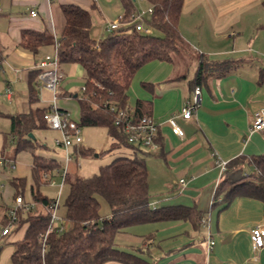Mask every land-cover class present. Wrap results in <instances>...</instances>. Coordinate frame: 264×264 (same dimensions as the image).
<instances>
[{"label":"crops","instance_id":"crops-1","mask_svg":"<svg viewBox=\"0 0 264 264\" xmlns=\"http://www.w3.org/2000/svg\"><path fill=\"white\" fill-rule=\"evenodd\" d=\"M263 1L219 0L217 13L209 17V40L199 44L203 48L199 52L209 60H235L238 64L224 74H212L203 81L194 116L189 120L178 118V124L185 132L184 137L175 134L166 120L180 109L185 100L193 98L192 80L199 58L193 59L192 65L187 68H179L176 60L169 62L156 59L143 65L137 71V76L136 72L128 90V106L134 109L137 102L141 101L142 111L162 123L159 132L161 148L156 156L164 162L167 178L162 182L159 192H151L149 174L150 205H184L194 211L186 218L130 225L117 233L115 243L118 247L138 252L154 264H264V247L254 252L251 239L252 228L264 223V202L248 194H239L227 201L225 190L218 191L227 171L220 165L221 161L229 164L240 158L244 175L251 177L256 172L253 157L264 154V132L249 129L255 112L264 109ZM0 2V157L15 163V167L6 164L0 165V169L22 171L8 177L11 190L8 188L7 192L12 191L15 199L17 195L10 180L15 176L24 177L28 185V176L24 171L30 169L31 187L34 159L29 151L16 152V145L10 152H5L9 142L17 141L11 134L10 115L37 108L51 109L52 94L40 88L37 64L44 53H55L65 25L62 5L74 3L89 9L93 21L100 20L105 25L101 27L102 33H105V27L109 33L108 23L118 19L124 8L120 0L114 4L109 15L102 0ZM34 9L37 11L35 16L31 14ZM224 13L227 14L225 21V16L222 17ZM45 29L52 32L53 42L41 46L37 52L25 46L24 31ZM108 33L100 38H96L95 34L92 36L99 40ZM182 34L189 43L190 38H186L184 32ZM194 41L195 38L191 40ZM200 43H203V39ZM61 63L64 65L63 71L67 65L70 66V76L74 77L80 72L77 62H60L59 68ZM9 87L12 90L10 94L7 93ZM32 88L38 96L36 102L30 101ZM79 88L74 83L61 86L58 99V105L69 110L77 121L80 119ZM32 133L38 141L43 142L44 147L53 151L43 152L39 149L37 152L60 163L54 173L47 175L49 184L55 185L56 181L52 177L56 171L61 174L56 168L63 166L66 158V150L54 142L60 132L46 124ZM56 149L61 150L62 154L59 155ZM77 151L78 145H75L71 154L78 155ZM71 164L72 160L68 165V174L77 175L80 163H73L75 170L70 172ZM232 173L233 170H230L226 176ZM1 174L4 176L3 172ZM181 178L186 179L184 184L180 182ZM3 186L1 184L0 189ZM62 187L63 182L58 185L59 189ZM3 196L4 193L0 192V197ZM24 197L26 201L30 200L25 194ZM7 207L10 206L0 202V225ZM196 213L200 216L195 218L193 215ZM106 216L110 217V214ZM204 218L205 223L202 222ZM27 226L25 224L13 231L8 241L14 243L23 238ZM209 238L215 240L211 250L207 248ZM104 264L125 263L111 260Z\"/></svg>","mask_w":264,"mask_h":264},{"label":"trees","instance_id":"trees-1","mask_svg":"<svg viewBox=\"0 0 264 264\" xmlns=\"http://www.w3.org/2000/svg\"><path fill=\"white\" fill-rule=\"evenodd\" d=\"M120 1L124 8L122 21L126 24L109 31L99 40L92 36L91 11L78 4H63L65 25L57 45L59 62H77L86 71L85 88L78 97L79 124L104 126L114 140L130 145L121 126L116 123V113L118 108L129 107L128 90L136 72L152 60L174 62L175 55L190 46L180 30L184 0H148L153 6V12L145 18V24L152 29L149 33L136 27L134 16L139 9L134 0ZM23 42L37 52L41 46L53 42V34L49 29L26 30ZM198 62L192 80L193 91L196 86L201 87L210 75L224 74L238 64L235 60H209L203 53H200ZM37 99L32 88L30 101L36 102ZM48 110L37 108L10 115L11 134L17 139L16 152L26 150L33 155V183L30 188L35 202L32 208L17 211L13 231L25 224L28 226L23 238L14 242L12 264H104L111 260L125 264H154L138 252L118 247L115 243L117 233L133 224L190 217L194 210L184 205H150L149 173L144 156H115L94 176L67 173L65 182L69 183V192L65 200L66 212L63 220L50 228L51 204L55 198L44 195L40 187L49 182L48 173H54L60 163L40 155L37 149L43 143L29 136L30 132L46 125L40 117ZM142 110L141 101L132 109L137 118L150 115ZM79 151L82 154L93 153L90 148ZM252 160L256 172L251 177L244 175L240 158L229 162L218 187L219 193L225 190L227 201L239 194H248L264 202V154ZM230 170L233 173L226 176ZM10 183L16 195H24L26 178L15 176ZM102 198L110 206V217L101 216ZM8 209L2 217L1 226L11 221ZM193 216L200 215L196 213Z\"/></svg>","mask_w":264,"mask_h":264},{"label":"rangeland","instance_id":"rangeland-1","mask_svg":"<svg viewBox=\"0 0 264 264\" xmlns=\"http://www.w3.org/2000/svg\"><path fill=\"white\" fill-rule=\"evenodd\" d=\"M100 2V0H98ZM118 0H102V3L106 5L108 10L106 11V14L109 15V12L113 10L114 4H117ZM136 7L140 11H146L148 7L150 6V3L148 0H135ZM219 0H184V5L182 9L181 14V21H180V27L181 31L184 32V36L186 38H190L189 47H184L181 52L176 56V63L179 68H182L184 66L185 68L189 67L193 59L200 58V52L199 49L202 48V46L199 44H205L207 40H209V22L211 19L209 17L211 15H214L217 13V7H218ZM231 9L229 8L228 11ZM150 14L147 12L144 14L145 18H149ZM227 19V14L224 13L222 17ZM97 18V17H96ZM110 19L109 17H107ZM93 21L92 26V35L95 34L96 38H100L108 31H106L105 27V33H102L101 27L104 24L100 20ZM94 27L96 30L94 31ZM108 30V29H107ZM195 38L194 42H191L192 39ZM203 39V43H200ZM189 40V39H188ZM192 43V44H191ZM203 49V48H202ZM46 54H54V51L44 53ZM71 65V64H70ZM63 63L60 65V71L65 74L66 76L61 80L59 83V87H64L68 83H74V85H77L79 88L80 94L83 91L84 81L86 78V71L82 65H80V72L75 74V76H70L68 73V68L70 66H66L65 70H62ZM68 74V75H67ZM83 75V77H82ZM138 75V72L136 76ZM36 136V135H35ZM81 136L84 137L81 144L78 145V149L81 148H90L93 150V153L91 154H82L80 151L79 155L73 154L72 164L70 167V172H72L74 169L73 163H80V165L77 168V172L81 176H94L100 171V168L111 162L112 159L115 156L118 155H130V156H144L146 158V162L148 165V173L150 174V185H151V192H155V190L158 191L159 188L162 186V182L165 181L166 172L164 168V162L161 160V158H158L156 156V153L158 151H150L144 147L140 149H136L132 145H128L125 143H119L118 141L114 140L108 133V130L104 126H89V125H81ZM43 143V142H42ZM119 143V144H118ZM16 145V140L9 142L5 147V152H10L13 147ZM75 146V145H74ZM74 146L70 147V150L73 151ZM43 152H53L52 149H48L46 147H39L37 150ZM64 150V148H62ZM57 153L59 155L62 154V151L59 149H56ZM64 167V164H63ZM62 167V168H63ZM69 170V168H68ZM1 172L4 173V176H2ZM22 171H19V169L14 170H4V168L0 169V183L3 184V188H1L0 192L4 193L3 197H0V202L6 203L10 207H15V199L13 192L11 193L7 192V189L11 188L9 187V176L19 174ZM24 173L28 176V185L25 189V196L26 198L33 201L32 194H31V172L30 169L24 171ZM164 173V174H163ZM55 176L52 177L55 181V185H50L49 182L41 184L40 190L41 192L51 198H56L59 195V207L57 208L56 214L57 219L56 223H59L62 218L65 215L66 207H65V200L69 192V183L63 182V176L62 171L61 174H57V171L54 174ZM74 175V174H72ZM164 175V176H163ZM63 187L61 190L58 188V185L62 184ZM103 199V198H102ZM101 199V200H102ZM2 211V209H1ZM111 209L109 204L106 202V200L101 202V209L100 213L101 216H106L110 214ZM1 226V225H0ZM1 228V227H0ZM1 251H0V264H12L11 256L14 250L15 244L12 241H8V238L3 240L1 243Z\"/></svg>","mask_w":264,"mask_h":264},{"label":"built area","instance_id":"built-area-1","mask_svg":"<svg viewBox=\"0 0 264 264\" xmlns=\"http://www.w3.org/2000/svg\"><path fill=\"white\" fill-rule=\"evenodd\" d=\"M135 1V0H134ZM1 6V2H0ZM151 14L153 12V6L150 4L148 9L145 11L138 10L135 13L134 21L136 27L144 32H151L152 29L145 24V13ZM32 15H36L37 11L31 10ZM121 14L118 19L108 23V30L113 31L119 29L122 25H125L126 22L122 21ZM59 57H58V45L56 44L55 53L53 55L46 54L41 61L38 62L37 68L39 69L38 78L39 86L41 89H46L52 94V105L51 109L46 111L42 115V120H44L47 126L51 129L57 130L60 132V135L55 137L54 142L56 145L63 147L66 150V158L64 167L56 168L58 172L62 171L63 182L68 173V165L72 160L73 155L71 154L70 147L74 145H79L82 143L84 137L81 136V125L79 122L72 116L71 112L66 109H61L58 105V99L61 93V89L58 86L61 80L63 79L64 74L60 71L59 68ZM85 87L83 86V89ZM11 88H8L7 93H11ZM201 87L196 86L193 91V98L187 99L173 115H171L166 122L172 127L175 134L180 137L185 136L184 130L178 124V118L184 120L191 119L197 109V105L200 100ZM116 123L121 126L122 131L126 135L128 143L134 146L136 149L142 147L150 151H159L161 144L158 141V135L160 132L161 122L156 120L152 115H144L140 118H137L130 107L118 108L116 113ZM250 131H262L264 132V109H260L255 112L252 123L250 125ZM79 155V152H78ZM9 164L15 167V163L12 161H7L4 157H0V165ZM220 165L225 170L227 169L228 162L221 161ZM63 167V168H62ZM186 181L185 178H181L180 182L184 184ZM54 183V181H52ZM1 187V184H0ZM61 190V189H60ZM59 195L53 200L51 204L52 216L50 228L53 225L57 224V208L59 207ZM15 207H9L8 215L11 218V221L7 222L0 228V243L8 238L13 229L15 228L14 221L17 217L18 209L28 210L35 206V202L32 200L26 201L24 195L19 194L15 197ZM203 223L206 222V218L202 220ZM62 229V228H61ZM251 239L254 252L260 251L264 247V223L258 224L251 230ZM215 244L213 238H209L207 248L211 250ZM1 251V245H0Z\"/></svg>","mask_w":264,"mask_h":264},{"label":"water","instance_id":"water-1","mask_svg":"<svg viewBox=\"0 0 264 264\" xmlns=\"http://www.w3.org/2000/svg\"><path fill=\"white\" fill-rule=\"evenodd\" d=\"M29 136H32V137L35 138V135H34V133H32V132L29 133Z\"/></svg>","mask_w":264,"mask_h":264}]
</instances>
